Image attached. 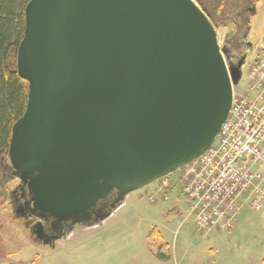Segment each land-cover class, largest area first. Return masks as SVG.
I'll return each instance as SVG.
<instances>
[{
	"label": "water",
	"instance_id": "1",
	"mask_svg": "<svg viewBox=\"0 0 264 264\" xmlns=\"http://www.w3.org/2000/svg\"><path fill=\"white\" fill-rule=\"evenodd\" d=\"M195 0H30L16 68L28 83L9 160L43 222L94 227L200 158L232 109L234 68ZM108 205V209H105Z\"/></svg>",
	"mask_w": 264,
	"mask_h": 264
},
{
	"label": "rangeland",
	"instance_id": "2",
	"mask_svg": "<svg viewBox=\"0 0 264 264\" xmlns=\"http://www.w3.org/2000/svg\"><path fill=\"white\" fill-rule=\"evenodd\" d=\"M224 4L227 16L222 19L223 12H218L219 23L229 20L235 29L227 34V29L219 28V43L246 55L236 87L238 93H245L249 66L264 49V1L224 0ZM4 167L1 184L13 197L20 182L9 158ZM179 175L180 170L169 178ZM159 186L157 181L131 193L105 222L89 228L76 226L55 246L34 242L24 222L6 207L0 211V264H262L264 204L259 212L244 207L231 231H213L203 238L194 219L187 218L188 204L181 189L175 188L164 202ZM151 196L159 201L147 203Z\"/></svg>",
	"mask_w": 264,
	"mask_h": 264
},
{
	"label": "built area",
	"instance_id": "3",
	"mask_svg": "<svg viewBox=\"0 0 264 264\" xmlns=\"http://www.w3.org/2000/svg\"><path fill=\"white\" fill-rule=\"evenodd\" d=\"M173 181V182H172ZM180 188L198 235L230 231L246 206L264 204V49L249 66L245 93L234 89L232 109L214 144L180 170L160 181L162 201ZM144 199L143 197L141 198ZM157 196L148 199L156 204Z\"/></svg>",
	"mask_w": 264,
	"mask_h": 264
},
{
	"label": "trees",
	"instance_id": "4",
	"mask_svg": "<svg viewBox=\"0 0 264 264\" xmlns=\"http://www.w3.org/2000/svg\"><path fill=\"white\" fill-rule=\"evenodd\" d=\"M195 1L218 29H227V34L233 33L235 27L229 20L224 24L219 23L218 12H223L222 19L227 16L224 0ZM29 2L30 0H0V211L6 207L11 208L14 198V193L13 197L9 196L1 181L5 170L4 161L9 158L12 128L23 116L28 101V83L17 73L16 59L18 47L24 37L25 8ZM217 5L218 9L214 12Z\"/></svg>",
	"mask_w": 264,
	"mask_h": 264
},
{
	"label": "flooded vegetation",
	"instance_id": "5",
	"mask_svg": "<svg viewBox=\"0 0 264 264\" xmlns=\"http://www.w3.org/2000/svg\"><path fill=\"white\" fill-rule=\"evenodd\" d=\"M240 45V44H239ZM243 45V44H241ZM238 47V46H237ZM227 52L226 56L229 61V64L236 68L239 66L241 62L244 61L243 67L245 65L246 55L242 53L241 55L236 54L235 49L226 47ZM242 67V69H243ZM14 198L11 201V209L13 214L16 218L21 219V221L24 222L25 227L27 228L30 236L32 237L33 241L36 243H43L46 244L45 241H40L37 239L39 227L37 226L38 220L31 216V206L27 204L26 200V189L23 187L19 188V192H16L13 194ZM105 209H108V205L105 206ZM44 225V231L42 230V235L45 237V240H49L55 237H60L56 241H52V243L46 244L50 246H55L57 241H60L62 239L63 231L62 229H54L49 226L48 222H43Z\"/></svg>",
	"mask_w": 264,
	"mask_h": 264
}]
</instances>
